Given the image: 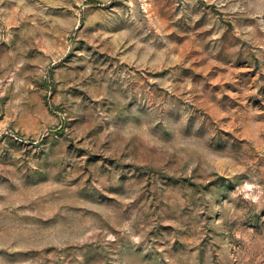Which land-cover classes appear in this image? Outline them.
I'll list each match as a JSON object with an SVG mask.
<instances>
[{
	"label": "rangeland",
	"instance_id": "1",
	"mask_svg": "<svg viewBox=\"0 0 264 264\" xmlns=\"http://www.w3.org/2000/svg\"><path fill=\"white\" fill-rule=\"evenodd\" d=\"M0 264H264V0H0Z\"/></svg>",
	"mask_w": 264,
	"mask_h": 264
}]
</instances>
